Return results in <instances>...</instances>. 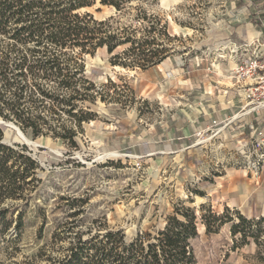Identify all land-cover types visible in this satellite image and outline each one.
Instances as JSON below:
<instances>
[{
  "label": "rangeland",
  "instance_id": "1",
  "mask_svg": "<svg viewBox=\"0 0 264 264\" xmlns=\"http://www.w3.org/2000/svg\"><path fill=\"white\" fill-rule=\"evenodd\" d=\"M132 5L119 15V21L127 23L136 14V3ZM142 8L169 23L172 34L160 37V42L180 58L182 65L169 61L162 72L148 73L116 68L100 52L83 56L84 75L94 81L103 100L97 98L88 108L96 119L82 123L77 146L61 142L53 134L29 139L16 124L0 118L13 125L0 122L4 126L3 142L26 146L41 168L32 197L20 207L22 226L15 227L19 208L6 215L9 226L0 224V264H22L41 249L45 256L60 257L71 240H107L102 234L108 231H120L124 237L114 240H139L143 235V240H157L155 236L167 217L180 206L196 209L197 235L191 239V246L197 264H264L256 255L264 252V220L256 223L261 240L256 250L254 245H246L241 233L231 232L232 224L238 223L235 211H226L197 193L201 189L208 192L209 185L202 180L210 168L218 172L229 165L237 167L234 162L240 159L241 145L250 137L249 128L233 149L226 148V137L220 135L227 127L226 120L214 130L198 132L188 142L200 148L197 160L187 151L170 153L177 146L173 134L159 131L166 129L182 108L190 110L195 104L192 86L176 79L193 74H177L172 71L177 68L175 64L178 69L189 65L197 69L203 64L210 69L221 63L230 69L243 48L251 51L256 39L264 41L263 3L157 0L143 3ZM88 11L96 19L117 15L115 9L97 5ZM241 26L244 33H260L241 36ZM81 105L87 109L86 102ZM61 117L73 126L72 118L66 114ZM154 150L159 152L148 156ZM243 171L253 184L260 183L261 171L258 176ZM200 202L204 203L203 211ZM209 210L220 220L213 222ZM202 215L211 223L212 231L218 226L216 232H206L199 219ZM246 227L247 223H240V230L247 232Z\"/></svg>",
  "mask_w": 264,
  "mask_h": 264
},
{
  "label": "trees",
  "instance_id": "2",
  "mask_svg": "<svg viewBox=\"0 0 264 264\" xmlns=\"http://www.w3.org/2000/svg\"><path fill=\"white\" fill-rule=\"evenodd\" d=\"M151 1L157 0H0V118L16 124L29 139L53 134L77 146L82 123L96 119L88 108L97 98L103 100L94 81L84 75L83 56L100 52L112 66L144 71L172 55L160 42V37L172 34L171 26L142 8ZM253 1H262L264 18V0ZM132 3L138 11L122 23L119 15ZM96 5L113 8L117 15L96 19L88 11ZM62 114L72 118L73 126ZM3 132L0 125V224L9 226L6 215L19 208V228L20 207L32 197L41 168L26 146L3 142ZM209 212L213 222L220 220ZM235 215L238 223L232 224L231 232L253 238L259 248L256 223L263 220H248L236 211ZM199 219L206 232H216L218 226L212 231L207 217ZM197 220L195 208L175 207L157 240H143L146 235L114 240L124 237L120 231H108L102 234L107 240H71L60 257L45 256L41 249L22 264H197L191 246ZM241 222L247 223V232L240 230ZM256 255L264 260V252Z\"/></svg>",
  "mask_w": 264,
  "mask_h": 264
},
{
  "label": "crops",
  "instance_id": "3",
  "mask_svg": "<svg viewBox=\"0 0 264 264\" xmlns=\"http://www.w3.org/2000/svg\"><path fill=\"white\" fill-rule=\"evenodd\" d=\"M243 29V26H241L238 30L241 36L246 34V36L252 37L260 33V30H255L251 33L245 31L244 33ZM169 61H177L178 64L182 65L180 58L172 54L159 64L144 71L148 73L150 71L162 72L165 64ZM175 66L177 68L174 69L173 67L174 70L172 69V71H176L177 74L179 72L181 74L186 72L193 74V77L188 78H180V75H177L176 79L179 83L192 86L191 90H193L192 92L195 95V104L190 110L182 108L180 114L172 116L168 123L169 125H167V131L165 128L159 129L160 133L173 134L174 142L177 146L176 150L170 153L187 151L188 156L193 155L196 160L199 159L200 148L189 146V140L195 137L198 132L205 133L214 130L216 126L221 125L223 121L228 119L234 120L227 124V127L223 129L220 135L226 137V148H235V143L241 138V133L247 132L248 124L257 123L254 113L237 118V115L243 109L244 102L236 96V92L233 89V69L235 65L233 66L232 64L230 66L231 70L221 63L210 69L206 67V64L197 67V69L195 65H189L184 69H178L177 64ZM173 81L175 80H171V82ZM181 96H184V92ZM183 105V107L186 106L185 103ZM157 152L159 151L154 150L153 152H149L148 156L154 155ZM208 173L203 174L204 178L202 180V182L209 185L208 192L206 191L205 193L201 189L198 193L199 198L212 200V204L215 203V205L223 209L236 211L248 220H264V166L260 174V183L257 185L253 184L243 170L234 165L226 166L218 172L210 168ZM200 204L204 203L200 202ZM246 240H250L247 241L246 245L252 244L256 247V250L258 249L252 241L254 240L253 238L247 237Z\"/></svg>",
  "mask_w": 264,
  "mask_h": 264
},
{
  "label": "built area",
  "instance_id": "4",
  "mask_svg": "<svg viewBox=\"0 0 264 264\" xmlns=\"http://www.w3.org/2000/svg\"><path fill=\"white\" fill-rule=\"evenodd\" d=\"M256 41L251 51L243 48L235 55L237 58L233 69V89L244 102L237 118L254 113L257 122L248 124L250 137L241 145L240 159L234 164L254 176H258L264 166V41ZM233 120H226L225 125Z\"/></svg>",
  "mask_w": 264,
  "mask_h": 264
},
{
  "label": "bare ground",
  "instance_id": "5",
  "mask_svg": "<svg viewBox=\"0 0 264 264\" xmlns=\"http://www.w3.org/2000/svg\"><path fill=\"white\" fill-rule=\"evenodd\" d=\"M161 2L163 3L164 2V0H161ZM116 68H119V66H115ZM18 132H19V134L23 137V139L26 141V142H28L29 144L31 143V141L29 140V139H27L24 135H23V133L21 132V131H19L18 130ZM187 196V195H186Z\"/></svg>",
  "mask_w": 264,
  "mask_h": 264
},
{
  "label": "water",
  "instance_id": "6",
  "mask_svg": "<svg viewBox=\"0 0 264 264\" xmlns=\"http://www.w3.org/2000/svg\"><path fill=\"white\" fill-rule=\"evenodd\" d=\"M3 125H6V126H8V127H12L13 125L11 124V123H6V122H4V121H0Z\"/></svg>",
  "mask_w": 264,
  "mask_h": 264
}]
</instances>
